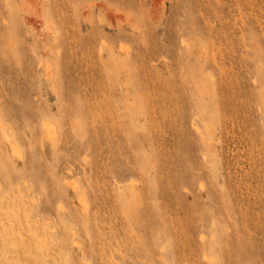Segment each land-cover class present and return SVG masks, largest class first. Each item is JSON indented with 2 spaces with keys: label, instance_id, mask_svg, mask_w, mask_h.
I'll use <instances>...</instances> for the list:
<instances>
[{
  "label": "rangeland",
  "instance_id": "obj_1",
  "mask_svg": "<svg viewBox=\"0 0 264 264\" xmlns=\"http://www.w3.org/2000/svg\"><path fill=\"white\" fill-rule=\"evenodd\" d=\"M0 264H264V0H0Z\"/></svg>",
  "mask_w": 264,
  "mask_h": 264
},
{
  "label": "bare ground",
  "instance_id": "obj_2",
  "mask_svg": "<svg viewBox=\"0 0 264 264\" xmlns=\"http://www.w3.org/2000/svg\"><path fill=\"white\" fill-rule=\"evenodd\" d=\"M5 136L10 141L12 147L16 148V144L14 142V139L12 138V136L7 131H5ZM6 209H7V207L4 209V211H1V212H5ZM44 223H45V225L39 224L38 218H35L34 222L30 225V227L33 228V233L35 235V239L34 240L28 239V246H27L28 255H30L33 252L34 245H39L40 249L43 250L42 253L49 255V258L52 261V260H55L58 258V252L59 251H61L62 253H64V252L66 253V251L64 250L63 246H60V249L58 248L57 250H55L52 247V244L55 242V240H53V237H50L48 235V231H49V228H52L53 226L49 220H46ZM48 249H50V250H48Z\"/></svg>",
  "mask_w": 264,
  "mask_h": 264
}]
</instances>
